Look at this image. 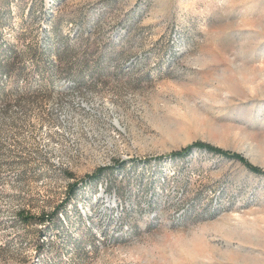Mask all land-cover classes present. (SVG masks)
<instances>
[{"label": "rangeland", "instance_id": "1", "mask_svg": "<svg viewBox=\"0 0 264 264\" xmlns=\"http://www.w3.org/2000/svg\"><path fill=\"white\" fill-rule=\"evenodd\" d=\"M196 140L264 170V0H0V264H264V175Z\"/></svg>", "mask_w": 264, "mask_h": 264}, {"label": "trees", "instance_id": "2", "mask_svg": "<svg viewBox=\"0 0 264 264\" xmlns=\"http://www.w3.org/2000/svg\"><path fill=\"white\" fill-rule=\"evenodd\" d=\"M193 149H204V150L209 151L211 153L219 154L225 158L235 159V160L239 161L240 163L244 164V166H246V168H248L250 171H252L256 174L264 175V170L262 168H260L259 166H256V165L252 164L251 162H249L243 155H241L237 152H231L228 150H224L222 148H219L217 146H214V145H211L209 143L199 141V140H196V141L192 142L191 144L184 146L181 149L172 152L171 156L181 157V156L189 153ZM107 168H109V167H105V166L99 167L98 169H96L94 174L90 175V177L96 178L99 174H101ZM82 185H83L82 182L77 183L76 181L68 183V185L66 187L67 196L62 202H66V200H69L71 197L74 200V197H76V193L79 191V189L81 187L84 186V185L83 186ZM75 201L78 203L76 205L79 206L81 211H85L90 205L89 201L86 200L85 198L80 199V200L75 199ZM21 218L24 220V222H28L29 220L34 219V217L32 218L29 216H22V215H21ZM50 219H51V217H49V214L45 215V216L40 215L38 218H36V220H38V222H40V223H45V221L50 220Z\"/></svg>", "mask_w": 264, "mask_h": 264}]
</instances>
